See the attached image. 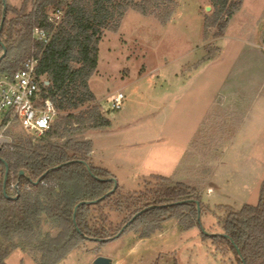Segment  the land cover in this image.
Here are the masks:
<instances>
[{
	"label": "rangeland",
	"instance_id": "1",
	"mask_svg": "<svg viewBox=\"0 0 264 264\" xmlns=\"http://www.w3.org/2000/svg\"><path fill=\"white\" fill-rule=\"evenodd\" d=\"M175 1L164 24L129 9L116 31H105L89 78L93 99L57 111L52 123L69 112L85 118L95 107L109 126L85 130L87 122L72 120V137L91 140L92 163L112 173L124 193L154 184L152 174L196 187L204 205L199 225L182 229L170 218L145 238L128 230L102 245L86 240L57 264H94L96 256L112 264H235L203 235L221 230L225 207L256 204L264 183V57L246 43L264 31V0H242L221 35L210 22V0ZM115 91L125 95L118 110L107 101ZM104 210L112 227L124 217ZM5 262L36 264L17 249Z\"/></svg>",
	"mask_w": 264,
	"mask_h": 264
},
{
	"label": "trees",
	"instance_id": "2",
	"mask_svg": "<svg viewBox=\"0 0 264 264\" xmlns=\"http://www.w3.org/2000/svg\"><path fill=\"white\" fill-rule=\"evenodd\" d=\"M210 1V22L221 35L242 0ZM5 4L0 38L6 54L0 60V73L13 72L27 58L37 56L41 95L57 111H71L93 99L89 78L97 66L99 41L105 31L118 29L126 11L154 15L164 24L177 6L175 0H22L19 7ZM2 8L0 0V21ZM55 10L62 15L51 21ZM34 27L50 35L46 43L35 38ZM86 113L80 119L69 112L39 136L20 134L13 126L5 131L10 142L0 148V264H6L5 259L16 249L29 254L36 264H57L86 240L104 244L107 241L96 239L113 237L126 223L122 233L131 230L141 238L170 218H177L182 229L199 225L196 201L200 212L204 205L192 185L152 174L157 180L154 184L147 181L143 190L124 193L118 185L113 189V181L97 179L113 175L92 163L90 139L72 137L78 130L72 120L87 122L85 130L107 127L110 121L95 107ZM19 170L25 175L18 177ZM106 207L124 213L117 226H111ZM225 208L221 230L203 238L208 237L222 255L231 252L235 264H264V183L256 204Z\"/></svg>",
	"mask_w": 264,
	"mask_h": 264
},
{
	"label": "built area",
	"instance_id": "3",
	"mask_svg": "<svg viewBox=\"0 0 264 264\" xmlns=\"http://www.w3.org/2000/svg\"><path fill=\"white\" fill-rule=\"evenodd\" d=\"M61 11L51 13L52 20L60 18ZM36 39L46 43L50 35L41 27H34ZM37 56L27 58L22 66L13 72L0 73V137H7L5 131L19 125L27 133L39 136L51 126L57 110L49 98H43L36 75ZM124 93L115 91L107 101L110 108L118 110L123 105ZM3 143H0V148Z\"/></svg>",
	"mask_w": 264,
	"mask_h": 264
},
{
	"label": "water",
	"instance_id": "4",
	"mask_svg": "<svg viewBox=\"0 0 264 264\" xmlns=\"http://www.w3.org/2000/svg\"><path fill=\"white\" fill-rule=\"evenodd\" d=\"M2 2H3V8H2V18H1V21H0V31H1V28H2L3 20H4V17H5V13H6V4H5V1L2 0ZM206 9L207 10L210 9V6H206ZM0 46L2 47V52L0 54V60H1L4 57V55L6 54V47L2 43L1 38H0ZM9 142H10V139L9 138H7V137H0V143H3L4 144V143H9ZM85 166H86L87 170L91 173L88 164L85 163ZM7 172H8V166L6 165L4 180L6 179ZM24 175H25L24 171L23 170H19L18 177L24 176ZM96 178L99 179V180H111V181H113V184H114L113 185V189H115L117 187V182H116V179L114 177H109L107 179H103V178H99V177H96ZM38 180H40V178H38ZM14 186L17 188V183H15ZM84 202L85 201H82L81 203H84ZM145 209L146 208L141 209L137 214L143 212ZM196 210H197V222H200V206H199V202L198 201H196ZM137 214L133 215L131 217L130 221L133 220L136 217ZM126 225H127V223L113 237H110V238H102V239L100 238V239H96V240H99V241H108V240H111L114 237L119 236L122 233V231H123V229H124V227ZM223 235L225 237H227L226 234H223ZM230 241L232 242L231 239H230ZM235 248L238 251V249H237L236 246H235ZM93 263L94 264H112V260L109 257L96 256L95 259L93 260ZM243 264H245V263H243Z\"/></svg>",
	"mask_w": 264,
	"mask_h": 264
},
{
	"label": "crops",
	"instance_id": "5",
	"mask_svg": "<svg viewBox=\"0 0 264 264\" xmlns=\"http://www.w3.org/2000/svg\"><path fill=\"white\" fill-rule=\"evenodd\" d=\"M257 38H260L257 42L256 41H254V42H248V41H246V43L247 44H249L250 46H256L257 47V49H258V53L257 54H260V55H258L259 57H264V51H262V49L260 48V46H258V44H260V45H262V47L264 48V31L263 32H259V34H258V36H257ZM257 38H255V39H257ZM229 94V93H228ZM224 95L223 97H222V99L224 98H227V97H229V95ZM231 97V96H230ZM232 99V98H231ZM249 104H245L244 105V107H243V109H242V114H243V116H244V118L247 116V112H248V106Z\"/></svg>",
	"mask_w": 264,
	"mask_h": 264
}]
</instances>
